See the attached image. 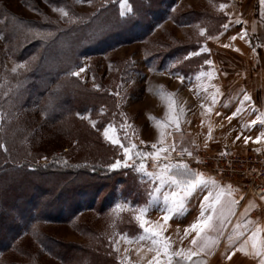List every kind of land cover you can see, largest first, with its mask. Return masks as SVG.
<instances>
[{
  "label": "rangeland",
  "instance_id": "1",
  "mask_svg": "<svg viewBox=\"0 0 264 264\" xmlns=\"http://www.w3.org/2000/svg\"><path fill=\"white\" fill-rule=\"evenodd\" d=\"M195 1H199V3L218 11H222L219 5L225 4L226 7L223 10H227L233 18L239 15V12L242 14L245 31L247 29L248 32L254 33V29L257 28L256 25L261 26L264 30L262 17L264 9L261 10L259 20H255L256 18L252 15L253 4L259 0H219V2L212 1V3H209V0H174L170 8L171 14L175 3L179 6L178 10L182 12L184 11L183 8L191 7ZM103 2L104 0H0V69L13 72L12 69L21 63V61L16 60L13 53L24 42L36 36L34 35L35 32L49 33L51 25L54 23L62 24L63 20L69 22L70 18L78 14L89 13ZM127 3L129 4L128 0ZM60 8H63L68 15H62L58 11ZM118 10L120 13L122 11L127 13L121 7L120 0L118 1ZM216 16L221 18L218 25L219 28L225 17L223 15ZM201 28L204 29L199 24H177L170 16L161 23L154 25L152 33L146 40L119 44L104 53L81 57L80 65L73 71L84 68V72L77 77L96 94L94 99L97 105L95 109L91 111L88 109L82 114L79 113L78 116L84 119L106 144L113 147L111 153L112 161L109 164L114 163L117 159L123 160V149L106 139L104 135L105 128H109V135L115 136L125 147L134 144L136 147L131 149L133 153L136 151L150 152L152 151V144H157L158 147L167 149V151L160 153L159 159L156 161L152 157L145 158V167L148 172H158L159 165L162 163L175 164L182 160L191 169L217 181L218 178L209 172L205 166L197 163L194 156L198 150L210 148L252 150L264 146V135H261L264 133V126L260 125L259 121L255 125L250 124V121L256 120L257 115L255 118H247L245 113L243 115L239 112L236 116H231V119H229L230 113L226 114L227 116L225 117L218 118L213 108L215 104L212 103L213 94L210 93V88L201 87V90H205V93L194 95L196 89L190 86V81L194 78L205 82L209 79L222 77L227 80H239L240 83L243 82L245 84L247 82L252 84L253 80H256L257 86H255V91L251 94L256 98L258 106L264 103V95L261 94V84L264 83V67L262 66L261 68L258 64V56H256L257 63L255 62L252 65L255 70L244 63L238 62H235L234 67L236 70H234L232 67L225 65V54H219L217 56L218 60L224 63V65L220 66L222 68L220 71L211 70L210 67L213 64L205 63L209 58L204 53L188 56V53L198 47L201 41L203 42L206 38L205 33H203L204 37L202 36V40H200ZM29 29L32 31L30 32ZM253 36L257 41L256 36ZM209 40L204 42L202 47L210 46ZM178 42H189V47L192 48L179 57H171L162 65L164 66L162 69V66H160L161 60L155 52L159 51L162 53L165 50L167 51V46L171 47ZM224 45L223 42L220 45L218 44V46ZM190 59H193L194 62L195 71L193 73L184 75L179 70H176L177 67H182V62L184 63ZM19 69L21 68H17V71ZM94 85L99 87H94ZM234 88L235 91L237 89H245L243 86ZM234 97L241 96L238 92L237 95L234 94ZM218 98L216 96V101ZM257 105L253 107L254 113L257 111ZM223 113L225 111L219 115ZM173 117H175V122ZM37 121L41 125H45L39 115ZM93 122L95 126H93ZM83 125L72 123L73 128L80 131L85 130ZM257 136H261L258 142L256 141ZM245 137H250L247 143H245ZM40 141H37L35 145H30L31 150L39 148L38 151L41 154L44 151L47 152L50 148L54 150L51 149L53 152L49 156L43 154L38 157L35 160L36 164H46L47 161L53 160L52 157H55V164L64 165L83 156L86 157L87 153L90 152L89 148V150L82 148L75 140L67 139L63 141L60 147L56 148L53 146L54 140L49 141L42 137ZM173 144L176 145L174 150L171 147ZM184 149L191 151L192 155H188ZM139 162L140 158L133 155L132 159L128 160V167L121 166L111 169L108 167L109 164L106 165L105 169L107 171L113 170L116 174L112 177L105 176V174L100 176V182L106 184L107 187L102 188L98 192L94 208L80 210L69 222L45 220L41 223H36L35 227L65 245H69V243L73 245L87 244L91 236L83 231V228L89 227L104 238L109 247L115 252L119 264H135L125 260L123 256L128 253V247L130 248L131 245V251L138 258L137 264H146V259L155 256V251L152 250L154 246L147 247L146 242L139 239L142 230L134 217L137 214L136 205L147 204L150 199L149 194L159 181L147 176L144 172L137 171ZM130 173L136 177L137 182L141 185V190L139 191L141 200L133 204L130 199H124L122 195L116 194L115 200L100 211L98 204L106 192L112 189L118 190V192L121 190L117 177L130 175ZM173 188L174 186L170 188L166 184L157 195V198L152 200L150 210L146 213V220L150 226L162 224L163 213L159 209L164 207L163 194ZM210 190L215 191L216 189H211L209 186L204 185L199 186L195 193L187 199L186 214L170 219L167 224L183 222L186 217L188 218L192 215L193 209L200 205L201 196ZM242 193L243 189L239 185H234L232 197L236 201L241 196H246V198L256 197L255 199L259 202L255 206L259 205L264 208V200L261 199V196L242 195ZM51 200L53 202V198ZM56 203L55 208L58 207V202ZM129 203L131 207L127 206ZM239 203L240 201H237L231 207L236 208ZM117 204H121L122 207L117 209L115 207ZM216 206L219 212L222 213L227 207L229 208V200L224 195L221 198V203ZM51 210H49L50 214L55 213V209ZM220 213L217 220L219 232L225 223V216ZM260 216L264 217V211ZM119 221L121 225H119ZM128 221L134 223L133 228L129 225L126 228L122 227ZM175 226H172L170 234L177 233ZM120 228L123 229L120 230ZM261 232L264 235V228ZM165 233L169 232L166 231ZM242 233L240 231L234 232V237L239 238ZM29 234L24 235L23 239L18 242V248L29 249L37 256L36 259L39 264H67L61 263L51 255L41 251V247L37 245L35 238ZM206 234L212 236L211 231H207ZM140 241L144 242L140 243ZM119 242L121 246H119ZM116 243H118L117 248ZM14 249L3 256L4 261H22L25 258L22 254L15 252ZM138 249L139 251H137ZM233 260L231 257L223 255L213 264H253L242 262L239 258ZM73 264H76V262H73Z\"/></svg>",
  "mask_w": 264,
  "mask_h": 264
},
{
  "label": "trees",
  "instance_id": "2",
  "mask_svg": "<svg viewBox=\"0 0 264 264\" xmlns=\"http://www.w3.org/2000/svg\"><path fill=\"white\" fill-rule=\"evenodd\" d=\"M118 1L104 0L89 13L78 14L69 22L54 23L48 39L33 36L13 53L17 61L28 62L25 67L16 72L0 69V264H39L29 249L17 247L28 233L41 251L61 263L119 264L104 238L89 227L83 228L91 236L85 245L61 244L35 227L45 220L69 222L80 210L94 208L98 192L107 187L100 182V176L116 174L105 169L112 161L113 147L78 116L96 108V94L68 73L80 65L84 55L146 40L154 25L170 16L177 24H199L204 27V35L215 33L221 18L203 10L171 14L174 0H128L132 12L121 15ZM167 47V51L155 52L160 66L192 48L189 42ZM34 56L36 60L31 59ZM184 63L176 70L184 75L195 71L193 59ZM38 115L44 126L37 121ZM72 123L84 124L85 130L73 128ZM42 137L54 140L55 148L67 139L75 140L90 152L64 165L55 164V157L46 164H36L38 157L49 156L54 150L50 148L42 154L39 148L31 150L30 145L41 142ZM117 179L121 190L106 192L98 204L100 211L115 200L116 194L133 204L141 200V185L133 174ZM51 209L55 213L50 214ZM133 224L128 221L122 227L133 228ZM13 248L25 257L22 261H4L3 256Z\"/></svg>",
  "mask_w": 264,
  "mask_h": 264
},
{
  "label": "crops",
  "instance_id": "3",
  "mask_svg": "<svg viewBox=\"0 0 264 264\" xmlns=\"http://www.w3.org/2000/svg\"><path fill=\"white\" fill-rule=\"evenodd\" d=\"M212 1L219 0H209V3H212ZM224 1V0H223ZM193 3V2H191ZM178 4H174L172 11L173 13H182L190 10H203L207 11L213 15H223L224 21L220 25V27L217 29V31L210 35H205V40L194 50L191 52H196L199 54H206L209 60L211 61V64L213 66L210 67L213 71H220L222 68L220 67L223 62H220L217 58V56L225 54V65H228L229 67H232L234 70L235 62L238 63H244L250 68L254 65V63L257 61L256 56H258V64L264 67V30L261 26H257L256 29H254L253 32H248L246 29L245 31V23L242 19V14L239 12V15L236 17H232L227 10L218 11L216 9L210 8L205 4L194 2V4L190 6H187L186 8H183L184 11L180 12L178 9ZM225 9V8H224ZM264 9V4L261 3V0L258 2H254L253 9H252V15L256 18L255 20H259L261 17V10ZM241 14V15H240ZM234 20V22H233ZM240 21L237 23V21ZM243 24L241 27L240 25ZM223 25H228L227 28H224ZM246 33V35H245ZM203 34H199V37H201ZM256 36L257 41L255 40L254 36ZM211 37V38H209ZM232 37H235V39H232ZM243 37V38H241ZM210 39V40H209ZM210 41V46L206 47L208 51H200L202 48L204 42ZM221 42H223L224 46H218ZM215 47H214V46ZM220 62V63H219ZM257 63V62H256ZM253 70H255L253 68ZM257 71V69H256ZM256 73V72H255ZM220 76H222L220 74ZM229 80V79H228ZM227 79H223L222 77L217 79H209L203 82L201 79L194 78L190 81V86L194 87L196 89V93H194L195 96H197L198 93H205V90H201V87H207L210 88V93L213 95L219 97L215 103V109L216 113H222L225 111V113L221 115H216L218 118H222L223 116H227L226 114H229L231 116V113L236 111L237 108H240V113L248 117L255 118L256 115L258 116L260 113H264V103L262 105H257V100L255 97L252 96L251 93L255 91V86H257L256 80H253V83L247 82L240 83L239 80L232 79L228 81ZM239 81V82H238ZM261 94L264 95V83L261 84ZM243 86L245 89H237L234 90V87L240 88ZM248 93V95L251 97V100L245 101L243 104H241V101L243 100V95L245 92ZM236 92V93H235ZM240 94L241 97H234V94ZM240 105V106H239ZM253 105H257V111L255 113L253 112ZM253 113V114H251ZM217 182V185L221 188H224L225 190V198L227 200L234 199L232 197V193L234 190V185H232L229 182H222L220 180H215ZM230 186V187H229ZM216 191H212V196L210 198V201L208 203H211V200L215 199ZM209 192V191H208ZM204 193L203 196H201L200 202L203 200V197L208 194ZM231 193V196L228 195V193ZM256 198V197H255ZM255 198L241 196L237 201H240L239 205L236 208H232L233 211L229 213L228 207L224 210L223 215L225 216V223L220 228L217 225V220L219 216V209L216 206V212L212 213V209L210 207H206L205 209V217L209 214H213V220L211 221V228L205 229V232L211 231L212 236L218 237V243L215 244L211 250H209L207 253H201L199 259L204 262V264H213V262H217L216 260L225 255L227 257H231L232 259L239 258L242 260V262H250L253 264H259L260 257L256 256L252 249V239L250 237L254 232H256L257 228L259 227L260 231H263L264 228V217L260 216L262 212L264 211V208L261 206H255L256 203L259 201ZM199 202V203H200ZM248 207L249 210L247 211V214L242 215L245 212V208ZM260 208V209H259ZM200 205L197 206V208L193 209L192 215H190L188 218L183 222H176V224H165L163 225L162 231L163 236L168 238L169 244H170V250L171 251H177L181 248L188 250L191 249L192 251H196V245L192 244L193 237L196 236L195 230L189 228L187 233L185 232L186 227H188L192 222H194L200 214ZM222 213H220L222 215ZM169 223V222H168ZM176 225V234H170V231L172 229V226ZM237 225H239L237 227ZM148 226H150L148 224ZM153 226H156L153 224ZM166 228V229H165ZM169 230V231H168ZM169 233H165V232ZM243 232L241 237H234V232ZM257 234L256 241L257 243H264V235L262 232ZM144 241L148 246H151V240L144 239ZM140 241V243L144 242ZM118 246V243H116V248ZM119 246H121L119 242ZM241 246L246 248V252H242L239 249ZM132 245L130 248L128 247V250L126 254H124V257H127V260H129L132 263L137 264L138 258L134 256L133 251H131ZM161 259L164 260L166 258L161 255ZM193 259H197V257H193ZM152 260V258L146 259L145 263L148 264V262ZM233 260V261H234ZM155 264V262H153Z\"/></svg>",
  "mask_w": 264,
  "mask_h": 264
},
{
  "label": "snow or ice",
  "instance_id": "4",
  "mask_svg": "<svg viewBox=\"0 0 264 264\" xmlns=\"http://www.w3.org/2000/svg\"><path fill=\"white\" fill-rule=\"evenodd\" d=\"M121 7L126 10V12L131 13L132 8L131 5L127 3V0H120ZM261 3L264 4V0H261ZM226 7L225 4H220L219 8L222 10ZM62 13V15L67 16L68 13L64 11L63 8L58 9ZM121 15H125V11L121 12ZM240 21L238 20L237 23ZM224 28H227L228 25H223ZM31 32L32 30L29 29ZM201 34L204 33V29H200ZM34 35L39 36L41 39H48L52 33H41L35 32ZM246 35V33H245ZM211 38V37H209ZM243 38V37H241ZM235 39V37H232ZM200 51H208L206 47H202ZM198 55L196 52H189L188 56ZM32 60H36L37 57H32ZM27 61L21 62L16 68H13L12 71L16 72L17 68H23L27 65ZM206 64H211L210 60L205 61ZM84 72V68H80L78 71L69 72L70 76H79L80 73ZM181 79H183L181 77ZM94 87H99L98 85H94ZM251 100V97L248 93H244L243 100L241 104L245 101ZM212 103H216V96H212ZM207 107V106H205ZM254 107V105H253ZM210 110V109H209ZM240 108H237L236 111L231 113V116H236L240 112ZM219 115V113H217ZM231 116L229 119H231ZM0 119H2V115H0ZM173 121L175 122V117H173ZM259 121V124L264 126V113H260L256 120L250 121V124L255 125ZM93 126L95 123L93 122ZM247 127V125H245ZM104 135L106 139L110 140L112 144L119 145L123 149V160L117 159L114 163L108 165L111 169H116L121 166L128 167V160L132 159L133 155L140 158L139 166L137 171L146 173L147 176L152 177L154 180H158L159 183L155 185L154 190L149 194L150 199L145 205H136L137 214L134 219L138 222L139 228L142 230V234L139 235L140 240L148 239L151 240L152 245L154 246L155 256L148 262V264H203V262L199 259L201 253H205L206 251L211 250V248L218 243V237L209 236L206 234L205 229L211 228V221L213 220V214L216 212V205L221 203V198L225 194L224 188H221L217 185V182L214 178L206 177L203 173L196 172L191 169L186 163L182 160L177 163H162L159 165L158 172H148L145 167V158L152 157L154 161L159 159V155L162 151H167L162 147H158L157 144H152V151L150 152H131V149H134L136 146L134 144H130L129 147H125L120 141L115 138L113 135H109V128H105ZM261 135H264L262 133ZM162 139V137H161ZM250 139V137H245V143ZM261 139V136L256 137V141L258 142ZM3 147V145H0ZM172 149L174 150L176 145L173 144ZM6 150V149H5ZM188 155H192V152L188 149H184ZM259 151V149H257ZM174 186V188L170 191H166L163 194L164 207L159 210L163 213L162 216V224L159 226H148V222L146 220V213L150 210V205L152 200L157 198V195L160 193L161 189L164 188L165 185ZM209 186L211 189H217L216 196L214 200L210 201L212 196V191L210 190L207 195L203 197V200L200 202V214L199 217L192 222L188 227H186L185 232L187 233L188 229L191 228L195 230L196 236L192 239V244L196 245V251H192L191 249L185 250L183 248L177 251L170 250V244L168 238L163 236V225L167 224V222L172 218H177L178 216H183L186 214V203L187 199L190 198L199 186ZM230 187V186H229ZM231 196V193H228ZM261 199L264 200V195H261ZM237 201L235 199H231L229 201L228 212L231 213L233 211L231 205H235ZM131 207L129 203L127 205ZM117 209L121 208V204H117L115 206ZM206 207H210L212 209V213H209L205 217V209ZM249 210L248 207L245 208V212L242 215L247 214ZM223 215V213H222ZM239 225H237L238 227ZM260 229L257 228L256 232L252 234L250 239H252V249L256 256L260 257L259 264H264V243H257L256 237L259 233ZM242 252H246V248L241 246L239 249ZM139 251V249L137 250ZM161 255H163L164 260L161 259ZM193 257H197V259H193ZM230 258V257H229ZM127 260V257H125Z\"/></svg>",
  "mask_w": 264,
  "mask_h": 264
},
{
  "label": "built area",
  "instance_id": "5",
  "mask_svg": "<svg viewBox=\"0 0 264 264\" xmlns=\"http://www.w3.org/2000/svg\"><path fill=\"white\" fill-rule=\"evenodd\" d=\"M262 17L264 20V11ZM194 157L218 180L239 185L242 195H264V146L252 150L210 148L198 150Z\"/></svg>",
  "mask_w": 264,
  "mask_h": 264
}]
</instances>
